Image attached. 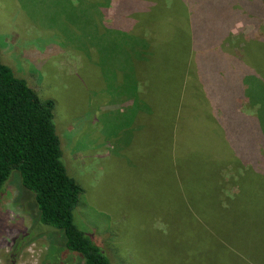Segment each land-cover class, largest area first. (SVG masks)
I'll use <instances>...</instances> for the list:
<instances>
[{"label":"rangeland","instance_id":"1","mask_svg":"<svg viewBox=\"0 0 264 264\" xmlns=\"http://www.w3.org/2000/svg\"><path fill=\"white\" fill-rule=\"evenodd\" d=\"M150 3L0 0L1 58L54 102L62 161L81 189L74 223L111 264H264L249 227L264 234V124L248 96L237 102L249 120L222 124L207 93L221 101L219 77L202 73L219 57L202 56V90L188 73L187 0ZM231 35L225 52L242 59L247 41L264 40V15L235 21ZM253 91L264 105V90ZM223 139L238 159L223 160ZM240 157L260 171L246 173ZM0 264H82L63 232L41 223L16 172L0 196Z\"/></svg>","mask_w":264,"mask_h":264},{"label":"trees","instance_id":"2","mask_svg":"<svg viewBox=\"0 0 264 264\" xmlns=\"http://www.w3.org/2000/svg\"><path fill=\"white\" fill-rule=\"evenodd\" d=\"M152 1L154 3L150 5L157 6L158 0ZM258 2L187 0L186 23L190 26L193 49L188 73L192 72L195 89L202 90L203 82L199 77L202 71L199 68L202 56L205 52L209 55V50L212 49L214 55L219 57L217 65L210 62V57L206 62H202L204 64L202 73L204 76V73L208 72L219 77V85L222 88L221 101H218L216 93H207L211 94L217 109L221 108V115L215 116L222 120V124L226 122L236 124L240 118L249 120L251 115L243 114L242 106L237 102L245 96L249 98V108L252 110L254 108L253 116L257 124H264V105L253 91L255 84L264 90V40L247 41L243 46L242 59H238L234 54H227L233 47L232 44L228 48L225 46L231 43V28L235 21L258 25L259 18L264 15V7H260ZM166 3L167 0H160L158 8L168 10L169 4L166 8ZM133 4L134 2L130 1L128 8ZM229 62L236 64V67H228ZM195 67L199 71L197 77ZM188 82L190 83L189 80ZM206 100L212 107L207 97ZM53 112L54 102L41 100L26 81L15 76L12 68L3 62L0 54V196L12 173H18L21 186L34 195L41 223L62 231L66 248L80 254L82 264H111L100 247L74 223V210L81 189L67 174L62 161V149L53 121ZM224 143L226 145L223 139L222 150L225 157L223 160L227 162L232 158L225 153L227 150ZM237 162L248 166L246 173L261 169V165L254 169L255 162H251V159L240 157ZM261 164H264V160ZM263 171L264 169L261 170ZM245 176L246 174L243 178L242 175L238 176V187L242 193L245 192L244 183L249 181ZM249 183L252 184L251 181ZM261 193L259 196L264 198V189ZM258 208L264 213L262 206ZM249 227L251 231L253 230L252 235L256 244H264L262 229L251 224ZM261 251H264V246L261 247ZM241 258L245 260L243 256ZM247 263L249 264L248 261Z\"/></svg>","mask_w":264,"mask_h":264}]
</instances>
